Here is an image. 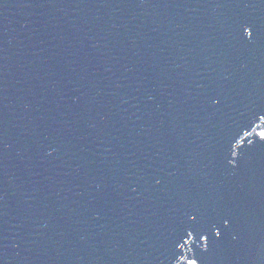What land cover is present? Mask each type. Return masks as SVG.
<instances>
[{"label":"water","instance_id":"water-1","mask_svg":"<svg viewBox=\"0 0 264 264\" xmlns=\"http://www.w3.org/2000/svg\"><path fill=\"white\" fill-rule=\"evenodd\" d=\"M258 113L264 0H0V264H264Z\"/></svg>","mask_w":264,"mask_h":264},{"label":"snow or ice","instance_id":"snow-or-ice-1","mask_svg":"<svg viewBox=\"0 0 264 264\" xmlns=\"http://www.w3.org/2000/svg\"><path fill=\"white\" fill-rule=\"evenodd\" d=\"M245 31L247 32L249 37L252 36V27L251 26H247L245 28ZM256 119L260 120L261 122H264V114L258 113L257 116H256ZM252 123H254V121ZM241 132L243 133L244 136H251L253 134L252 132L246 131L245 129H241ZM237 135H240V133H238ZM256 135L259 136L261 142H264V128H262L258 133H256ZM189 219L192 222L191 223L192 231L197 232V237L196 238H202L204 240H207L208 237L206 235H203V230L206 227H208V226L205 225V224H202L201 222H199L198 219H197V215L190 214ZM212 227L215 228L216 235L219 236L220 235L219 227H217V226H212ZM186 235L189 238L192 237V233L191 232H186ZM183 240H184L183 236L178 238L176 240V242H175L174 247L176 249H183L184 246H185L184 243L181 242ZM174 256L177 258V264H179V261H182V260L186 259L179 251L175 252ZM186 264H202V261L198 262L195 259H188L186 261Z\"/></svg>","mask_w":264,"mask_h":264}]
</instances>
